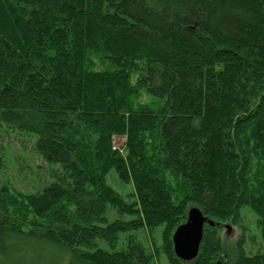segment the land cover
<instances>
[{
    "label": "trees",
    "instance_id": "1",
    "mask_svg": "<svg viewBox=\"0 0 264 264\" xmlns=\"http://www.w3.org/2000/svg\"><path fill=\"white\" fill-rule=\"evenodd\" d=\"M1 126L52 180L0 188V264H264V0H0ZM243 209L253 253L221 235Z\"/></svg>",
    "mask_w": 264,
    "mask_h": 264
},
{
    "label": "rangeland",
    "instance_id": "2",
    "mask_svg": "<svg viewBox=\"0 0 264 264\" xmlns=\"http://www.w3.org/2000/svg\"><path fill=\"white\" fill-rule=\"evenodd\" d=\"M147 99V97H144L142 101H147ZM6 129V126L0 127V155H2V150L5 152L2 156L5 160L4 166L0 168V188L3 185H10L16 187L24 194H31L40 185L49 183L52 180L50 177L51 167L35 152L31 140H23L15 136L14 133H10L9 129ZM125 138V136L121 135L114 136V147H122ZM107 181L128 200H133V185L121 181L115 170L110 171ZM243 211L240 225L231 224L233 231L230 234H227V229L224 225L221 235L228 246H233L244 235L247 239L246 251L253 253L258 250L261 242L260 230L256 222L257 216L249 209H243ZM140 238L144 240V235L140 234Z\"/></svg>",
    "mask_w": 264,
    "mask_h": 264
},
{
    "label": "water",
    "instance_id": "3",
    "mask_svg": "<svg viewBox=\"0 0 264 264\" xmlns=\"http://www.w3.org/2000/svg\"><path fill=\"white\" fill-rule=\"evenodd\" d=\"M207 222L215 225L214 221L208 220L202 208H189L186 221L181 223L173 234L174 252L178 258L191 261L198 256L204 237V225ZM225 227L227 234L233 231L231 224L226 223Z\"/></svg>",
    "mask_w": 264,
    "mask_h": 264
}]
</instances>
